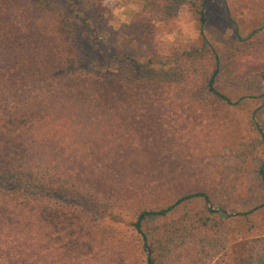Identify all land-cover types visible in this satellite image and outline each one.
<instances>
[{"label":"trees","instance_id":"16d2710c","mask_svg":"<svg viewBox=\"0 0 264 264\" xmlns=\"http://www.w3.org/2000/svg\"><path fill=\"white\" fill-rule=\"evenodd\" d=\"M141 1L0 0V264H264V0Z\"/></svg>","mask_w":264,"mask_h":264},{"label":"rangeland","instance_id":"374dc122","mask_svg":"<svg viewBox=\"0 0 264 264\" xmlns=\"http://www.w3.org/2000/svg\"><path fill=\"white\" fill-rule=\"evenodd\" d=\"M166 2L169 3V6L167 8H165V11H164V14H165L164 19L165 20L162 22V24L165 27H169L170 22H171L172 18L176 16L178 9H180L181 6H185L186 4L180 3L177 0H174V1L169 0ZM104 3L110 12L109 21L115 19L111 13V8H113V7L125 8V10H126L125 15H127L129 17V19L134 12L141 10V8L143 7V3L141 0H116V3H115V0H105ZM187 10L189 11L188 7H187ZM263 14H264V10H251L248 12H244L240 16L241 26L245 30H249L254 24L257 23L258 20H260L263 17ZM109 21H108V25H107L108 28H113L109 24ZM196 27H197V25H196ZM169 30H171L170 27H169ZM205 35H206L208 41L210 43H212L213 46H218V45L226 46L224 44V41L227 37V31L224 30L223 28H221L219 23L215 22V24H213L211 27L207 26ZM177 41L182 44L183 48L190 49L191 46L195 45L198 40L188 41L187 43L181 42L179 39ZM256 104H257L256 102H253L251 105H249L247 107L240 108L239 110H236V111H232L230 113V115H232V118L234 120L242 123L245 119L246 114H249V110L251 108H253ZM234 127H236V125H234ZM246 138L247 139L249 138L248 134H247ZM256 148H257L256 145H253V151L256 150ZM227 162L228 163H226V164H230L229 160H227ZM230 165L234 166L233 164H230ZM233 179H235V177H234V174L231 173L230 180H233ZM236 182H238V181H236Z\"/></svg>","mask_w":264,"mask_h":264},{"label":"clouds","instance_id":"9594fccd","mask_svg":"<svg viewBox=\"0 0 264 264\" xmlns=\"http://www.w3.org/2000/svg\"><path fill=\"white\" fill-rule=\"evenodd\" d=\"M105 0H101L103 7ZM116 3V0H115ZM125 8L113 7L111 13L115 19L110 20L109 24L115 29L121 23H128L129 17L125 15ZM107 15V13H105ZM152 23L156 28L160 29L154 33V43L157 45V51L160 55L169 54V46H176L177 40L187 43L188 41H196L199 39L200 33L196 27L197 21L192 18L191 13L187 10V6H181L175 17L172 18L169 27H165L162 22L153 20Z\"/></svg>","mask_w":264,"mask_h":264}]
</instances>
